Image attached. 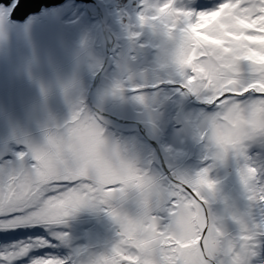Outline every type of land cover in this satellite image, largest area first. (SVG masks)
Segmentation results:
<instances>
[{
    "label": "rangeland",
    "instance_id": "obj_1",
    "mask_svg": "<svg viewBox=\"0 0 264 264\" xmlns=\"http://www.w3.org/2000/svg\"><path fill=\"white\" fill-rule=\"evenodd\" d=\"M103 1L118 44L106 77L117 89L150 90L91 89L104 56L100 23L83 8L55 6L17 20L0 6V187L30 170L39 149L44 160L28 183L85 175L101 191L58 220L0 203V264H207L205 254L212 264H238L257 242L252 264H264V185L255 182L258 170L264 184V102L251 116L224 107L256 103L259 93L235 92L245 82L264 91V7L259 0ZM190 10L216 12L194 22ZM240 61L248 63L237 75ZM178 114L182 133L172 141ZM190 181L203 192V208L173 192L199 196ZM70 185L60 178L47 192ZM174 195L183 201L179 211L170 205Z\"/></svg>",
    "mask_w": 264,
    "mask_h": 264
},
{
    "label": "snow or ice",
    "instance_id": "obj_2",
    "mask_svg": "<svg viewBox=\"0 0 264 264\" xmlns=\"http://www.w3.org/2000/svg\"><path fill=\"white\" fill-rule=\"evenodd\" d=\"M24 3V0H12V3L10 7H12L13 11L18 10ZM257 7H264V0H259ZM216 10L210 11V12H199L196 13L192 10H190V16L195 22L202 16H208L211 18L212 15H214ZM4 20V14L3 12H0V24H3ZM200 23H203V20H199ZM247 23L251 24L252 21L248 20ZM258 26L253 25V27L249 30L248 34H253L256 32V28ZM201 32H204L205 29H198ZM197 51H204L203 48L198 49ZM202 59V58H201ZM247 64V61H240L238 62L237 67L235 68V72L237 75L241 74L242 65ZM251 67V71L254 76L258 77L259 73L256 71V69L253 66ZM190 71V77H195L196 73L192 72L191 69H188ZM249 83H254L253 81H248L242 84L240 88L235 90L239 95H243L246 92H252V93H259V99L256 101V103L253 104H244V103H238L237 101L229 100L227 101V105H224V102L221 101L222 105L224 107H231L232 105H239L240 110L243 115L245 116H251L253 112L255 111V108L258 107L262 102H264V91H258L261 87V84H255V86L249 87ZM231 88V85L229 86ZM247 89L246 91L244 89ZM226 92H232L225 91L222 95L217 96V98L223 96ZM81 119H83L81 117ZM80 120L75 121L72 125L69 126V128L75 127L77 123H79ZM255 138V137H253ZM28 155L27 153H21L20 158L24 159L25 156ZM33 156V164L31 166L30 170L21 171L19 173H13L11 176H9L6 180V182L3 184L2 187H0V203H4L9 207L15 206L23 209V212L26 213H33L36 217L48 219V220H58L62 217H66L76 209H78L81 205L85 203H89V201L93 198L99 197L101 195L100 186L93 181L92 179L88 178L85 175H64L61 174L59 178L51 180L47 184H38V183H28L26 178L33 177L35 174V168L38 166V161L44 160V153L39 150L35 149L32 153ZM205 173H201V175H204ZM258 176L259 172L256 171V180L257 186H261L264 184H260L258 182ZM60 178H67L71 179L75 182L76 186L70 185L67 189L59 188L54 189L51 193L47 192L48 188H51L54 186L57 179ZM191 188L195 189L196 192L200 193L199 196H197L195 193H192L190 190L188 192H182L179 187L173 189V192L180 193V196L184 197V200H192L195 201V204H199L201 208H203L204 201L200 199V196H203V192L200 191L198 186L190 181ZM111 184L107 185V188H113L109 187ZM209 187H212L211 183H209ZM43 194V195H42ZM264 194V193H262ZM180 200V197L173 196L172 201H170L171 207L177 209V211L182 209L183 201H180L179 204L176 202ZM195 204H193V210L195 209ZM205 218L207 219V214L204 213ZM209 226L207 223L205 224V227L203 231L200 233V247L201 252H204L203 248V242L205 236L208 234ZM261 236H264V233L260 234ZM254 239L257 240V237ZM260 247V244L257 242L252 246V248L247 251L242 258L239 259L238 264H252V261L255 257L260 255V252L257 250ZM114 252H118V249H113ZM205 261H207V264H212L211 257H209L207 254L204 256ZM37 264H60L59 261H38ZM98 264H108L107 258H101ZM160 264H168L166 260H162Z\"/></svg>",
    "mask_w": 264,
    "mask_h": 264
},
{
    "label": "water",
    "instance_id": "obj_3",
    "mask_svg": "<svg viewBox=\"0 0 264 264\" xmlns=\"http://www.w3.org/2000/svg\"><path fill=\"white\" fill-rule=\"evenodd\" d=\"M1 1H3V0H0V2ZM26 1H30L33 3L36 2V0H26ZM57 1L58 0H56V2ZM76 1L84 4L86 6V8L88 9V11L90 12L89 15H95L99 19V23H100V26H99L97 32H98L99 36L101 37V42H102V46H103L104 64H103L101 70L99 71V73L95 79L96 82H94L91 89L93 90L97 86V82H98L100 85L107 86L109 89H111L117 93H121V94H125V95H132V94L139 93L142 91L150 90V88H142V89L135 90V91H127L124 89H117L112 85L111 81L106 77V72L108 71V69L110 68V66L113 63V53H114V50L116 49L118 44H117V40L115 38V35L112 33V31L109 27L110 15H109L108 9H107L103 0H76ZM41 3H43L42 0H38V2L35 4V6L31 7V9L24 7V3H23V5L19 9V15H22V17L21 18L20 17L14 18V16H13L12 19H17V20L25 19L26 14L29 12H33L37 7H39V5H41ZM155 89L156 88H152L151 90H155ZM90 95L91 94H89V97H90ZM90 103L92 104L91 100H90ZM96 111L99 114L103 115L104 117H107V118H109L113 121H116L118 123H128L126 121L115 120L111 116L107 115V113H105L103 109H98Z\"/></svg>",
    "mask_w": 264,
    "mask_h": 264
},
{
    "label": "flooded vegetation",
    "instance_id": "obj_4",
    "mask_svg": "<svg viewBox=\"0 0 264 264\" xmlns=\"http://www.w3.org/2000/svg\"><path fill=\"white\" fill-rule=\"evenodd\" d=\"M37 2H38V0H36L35 3L24 0V7L31 9V7L35 6V4ZM42 2L43 3H41V5H39V7H37L36 9L34 8L35 10L33 12L27 13L25 19H23V20H28V18L32 17L33 15H39V14H42L46 11H50L55 6H57V7L62 6V8H64L65 5L69 6V7H72L74 5L77 8L81 7L84 10H86V13L88 12V15L90 13L84 4L77 2L76 0H58L57 2H56V0H42ZM11 3H12V0H3L0 2V6H4L5 8H8V10H10L11 18H13V16H14V18H19V17L21 18L22 15H19V9L20 8L16 11H13L12 7H10ZM89 17L94 21H99V19L95 15H89ZM97 38L99 39V35ZM100 39H101V37H100ZM95 82H96V80H95ZM97 84H99V83L97 82Z\"/></svg>",
    "mask_w": 264,
    "mask_h": 264
},
{
    "label": "bare ground",
    "instance_id": "obj_5",
    "mask_svg": "<svg viewBox=\"0 0 264 264\" xmlns=\"http://www.w3.org/2000/svg\"><path fill=\"white\" fill-rule=\"evenodd\" d=\"M181 123H182L181 116L178 114V116L176 117V128L174 129V132L172 135L173 136L172 141L179 140V137L181 136L182 132L177 127L180 126Z\"/></svg>",
    "mask_w": 264,
    "mask_h": 264
},
{
    "label": "trees",
    "instance_id": "obj_6",
    "mask_svg": "<svg viewBox=\"0 0 264 264\" xmlns=\"http://www.w3.org/2000/svg\"><path fill=\"white\" fill-rule=\"evenodd\" d=\"M123 1H124V2H123L124 4H123L122 2H120V5H123V6H124L125 3L127 2V0H123ZM168 87H171V84H170V86H168ZM125 96H130V95H125ZM90 105H91V103H90ZM91 107H92V106H91Z\"/></svg>",
    "mask_w": 264,
    "mask_h": 264
}]
</instances>
